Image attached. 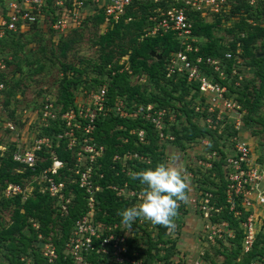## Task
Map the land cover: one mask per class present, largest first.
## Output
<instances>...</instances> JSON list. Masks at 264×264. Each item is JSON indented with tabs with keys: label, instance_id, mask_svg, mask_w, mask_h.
Here are the masks:
<instances>
[{
	"label": "built area",
	"instance_id": "1",
	"mask_svg": "<svg viewBox=\"0 0 264 264\" xmlns=\"http://www.w3.org/2000/svg\"><path fill=\"white\" fill-rule=\"evenodd\" d=\"M65 1H69V5ZM130 1L54 0L52 6L55 8L53 14L56 17L51 21L44 11L46 0H5L6 10L4 13L0 11V37L6 30L25 31L30 24L42 23L46 18L53 31L63 34L67 28L72 27V30L78 28L84 18L93 14L96 8L103 10L104 17L100 32H104L119 21ZM164 1H170L171 4L167 8L157 7L154 10L156 14L149 16L153 25L145 30L143 35L152 36L172 32L180 47L172 51L165 59L164 77L174 81L181 79L191 85L187 99L191 101L189 108L194 112L192 117L194 123L215 135L228 137L218 139L217 148L214 149L208 148L210 140L207 137L196 138L190 143L193 148L198 149L195 158L189 162L192 164L190 166L206 171L213 168L215 163L222 164L224 180L221 201L211 191L198 189V182L194 181L196 175L192 171L187 173L193 178L194 192L187 194L188 202L184 203V208L190 209L200 222L197 227L200 231L196 230L197 235L194 236L196 250L193 256L188 257L187 254L190 253L183 252L176 253L174 256L173 252L167 263H161L155 257L152 262L153 264H207L209 261L206 259V253H211L209 251L211 247L230 248L235 243L233 239L237 231H240L241 254L252 249L256 234L262 230L264 224V167L253 157L249 142L241 137V122L237 115L242 112V107L230 89L231 86H237L238 81L244 76L241 72L244 60L241 55L242 48L239 43H236L234 51L225 52L223 59L201 56L198 54L199 46L195 44L198 36L192 33V21L185 12L188 7L200 11L202 16L211 12L222 14L228 9L226 0ZM91 5L92 11L88 14L86 8ZM3 58L4 56L0 55V97L5 88L1 73L7 71ZM224 59L233 61L228 64ZM118 63L123 66L117 70L111 69V75H114L116 71L132 74L126 55L122 56ZM108 66L110 68V65ZM131 76L134 83L143 84L147 80L143 73ZM107 85L108 82L101 83L97 87L80 89L74 97L73 104L64 109L56 105L55 98L44 94L38 108L21 110L22 128L27 129V123H30L31 135L26 140L24 137L11 140L15 143L12 159L20 163L22 169L29 168L34 172L38 163L45 158L40 151L45 150L49 153L51 162L41 168L38 173L34 172L29 182L24 185L18 182H7L3 195L12 197L21 194L24 199L30 193L27 191H31L36 184L39 192L53 198L52 207L55 214L65 216L75 198L73 188L70 186L74 184L83 193L84 210L74 219L64 241L62 249L64 258L70 259L71 264H94L93 260L100 264H146L144 253L141 254L140 249H136L128 241L133 238V228L120 222H106L96 217L100 212V208L96 205V194L104 187L115 191L116 196L120 198L129 199L132 205L139 203L141 190L140 187H129L126 182L121 185L100 183L104 177L101 168L105 146L95 139L97 121L111 115L130 120L139 119L145 127L137 125L128 131L129 134L136 136V142L147 143L150 131L157 137L159 143L166 146L175 138L171 126L187 124V117L184 114L179 115L177 108L159 106L154 102L133 103L132 106H128L126 100L120 97L111 102L107 96ZM177 106H179L178 102ZM25 121L26 124H24ZM51 121L58 122L57 125L61 126L60 131L54 133L53 137L40 135V128L49 125ZM117 127L124 128L122 125ZM4 128L13 130L17 127L13 121L8 120ZM60 140H64L66 149L73 150L72 166L65 167V162L59 159L54 151V146H57ZM2 149L4 147L0 143V154ZM188 149L187 147L185 151ZM134 160L146 164L150 162L148 156L129 151L122 154L115 153L111 159L113 164L120 163V171L126 174L134 172L127 164ZM113 164L111 168H114ZM64 167L68 175L64 173L65 179H58ZM211 175L218 180L214 172ZM224 208L227 209L228 214H231V219L237 222L238 227L233 226L229 219H214ZM101 214L104 215L105 212ZM136 223L141 227L143 224H149L151 228L156 227L143 218H137ZM32 226L38 229L37 222H32ZM175 231L177 232L178 229ZM38 237H41L40 233ZM170 244L171 242L167 244L158 242L157 247ZM175 245L178 249V245ZM39 252L44 259V264H52L56 261L57 250L52 241H45L40 246ZM154 252V249L150 250V253ZM159 252L160 256L166 253L164 249H160ZM240 255L235 258V261L240 259ZM248 264H264V253L256 254Z\"/></svg>",
	"mask_w": 264,
	"mask_h": 264
},
{
	"label": "trees",
	"instance_id": "2",
	"mask_svg": "<svg viewBox=\"0 0 264 264\" xmlns=\"http://www.w3.org/2000/svg\"><path fill=\"white\" fill-rule=\"evenodd\" d=\"M54 0H46L44 11L49 16L51 21L56 17L54 15L55 8L52 6ZM5 0H0L1 12H5ZM69 5V1H65ZM227 12L210 13L213 18L211 21L205 20L200 11L186 8L187 17L192 21V33L198 36L195 42L199 46L198 54L203 57H220L224 58V53L234 51L236 43H239L242 48L243 64L248 71H253V74L258 78L259 84L256 86L250 77H244L239 81L237 86H231L230 89L235 93L234 98L245 109L243 114L244 125L251 127V134L259 135L264 138V112L258 113L259 108L264 104V0H226ZM170 1L155 2L154 0H131L126 7L124 14L119 21L108 27L104 32L98 31L103 21L102 8H96L95 12L84 18L82 24L78 28H74L71 32L78 31L85 27L90 22L94 32L91 38V44L97 46L98 61H87L92 70V74L85 75L89 71L86 67L80 66L72 62L60 61V70L62 72L59 80L58 94L56 96V105L61 106V109L67 108L73 104L75 92L77 89H89L97 87L101 83L108 82L107 96L111 102L117 97L124 98L128 106L133 103L145 104L154 102L159 106L177 108L178 114H184L187 117V124L180 123L172 125L171 129L175 135L172 145L180 150L191 148L190 143L196 138L207 137L210 140L209 149L217 148L218 139H227L228 136L215 135L213 132L205 130L203 127L192 121L194 112L189 105L190 100L187 96L190 93V86L186 81L178 79H167L164 77V62L172 51L179 49V43L172 32L156 35H143L144 31L153 25V21L149 19L150 15H155L154 11L157 7L167 8ZM53 14V16H50ZM239 15V18L228 28L226 32L231 34V39L222 41L221 37L216 36V32L220 30L223 19L231 18ZM129 18V20H125ZM38 23H32L27 29L34 31ZM49 31H53L48 27ZM24 31L6 30L0 37V55L4 56V62L7 66H11L9 72L1 73V77L5 82V88L2 90L0 102L8 109V120L13 121L16 125L22 126L19 116L16 114V106H10L16 102V88L20 87V83L24 78V68L28 67L27 74L40 72L47 69V66L38 63L36 57L29 58L24 52L25 41L21 38L25 36L27 40H33L32 37L25 34ZM67 34V35H68ZM61 36L57 40L59 55L66 56V51L71 48V45L80 39V33H73L72 36ZM161 53V58L157 59L151 55V52ZM27 53V52H26ZM127 56V61L132 74H127L123 71H116L111 75V69L117 70L123 64H119V59L122 56ZM228 64L233 60L224 59ZM92 63V64H91ZM36 64V67H35ZM110 65V68L109 66ZM86 66V65H85ZM108 66V68H107ZM242 70V69H241ZM145 74L147 80L143 84L132 82L131 75ZM18 74V76H17ZM177 102L179 106H177ZM38 104L32 105V110L38 108ZM178 115V116H179ZM58 122L51 121L49 125L40 128V135L53 137L54 133L60 131ZM117 125H122L120 129ZM140 125L145 127L144 123L128 118H119L117 116H109L97 121V129L95 139L105 146V152L102 159V171L104 177L100 180L101 184H118L124 182L131 188L140 187L137 182L130 179V174L120 171V163H112L111 159L115 153L122 154L126 151L139 152L150 158L148 164L137 160L129 161V164L134 171L142 168L153 167L158 163H166L165 144L159 143L157 137L149 131L147 143L136 142V136L129 134V129ZM259 125V127H258ZM147 127V125H146ZM7 132L10 130L5 128ZM234 133V131H233ZM124 139H126L124 141ZM264 144V142H262ZM15 149L14 142H8L6 150L0 156V264H44V259L40 255V246L45 241H52L57 250L56 261L52 264H71L70 259H65L62 253L64 241L66 240L74 219L83 212L84 200L83 193L74 184L73 188L75 198L69 206L67 215L59 216L55 214L53 206V198L46 193H41L34 184L32 191L22 199L21 194H16L12 197H5L3 189L7 182H18L24 185L25 179H29L35 172L38 173L43 167L50 164L51 159L49 153L45 150L40 151L45 158L38 163L34 172L29 168L22 171H16L21 167V164L12 159V151ZM54 151L59 159L65 162V167L72 166L74 153L73 150L65 148L64 140H60L57 146H54ZM222 153V152H221ZM223 155V154H222ZM264 164V161H260ZM114 168H111V165ZM61 170L58 179H65L64 173L68 175L67 170ZM188 170L192 171L194 181L198 182V189L211 191L219 200H223L224 180L222 164L215 163L213 168L206 171H201L199 168L188 166ZM117 172V174H116ZM216 174L218 180L212 177V173ZM188 191V190H187ZM96 205L100 208V212L96 216L106 222H120L118 212L123 208L132 206V203L127 198L116 196L115 191L104 187L96 194ZM8 211V219L1 217L2 211ZM187 209L184 208V203H179L177 211L183 215ZM226 208L218 214L214 219L224 218L229 219L230 223L238 227L236 221L231 219V214L226 212ZM105 212V214H101ZM179 216V215H178ZM32 222L38 223V229L32 226ZM157 238L149 242V248L144 251L140 248L135 240L128 241L140 249L141 254L144 253L146 264H153V258L162 259L164 263L168 262L169 256L174 252L175 242L167 239L163 241V235L166 228L161 225H156ZM58 228V230H56ZM40 233L43 237H38ZM240 231L236 232L235 242L233 246L227 248L212 246L213 255L222 254L223 259L218 261L211 255L206 253V259L210 264H248L256 254L264 253V224L262 230L256 234L252 249L241 254L239 243ZM162 240V244L171 242L170 245L157 247V243ZM154 249V253L150 250ZM160 249H164L166 253L160 256ZM241 254V255H240ZM240 255V259L235 261V258ZM94 264H100L93 260Z\"/></svg>",
	"mask_w": 264,
	"mask_h": 264
},
{
	"label": "rangeland",
	"instance_id": "3",
	"mask_svg": "<svg viewBox=\"0 0 264 264\" xmlns=\"http://www.w3.org/2000/svg\"><path fill=\"white\" fill-rule=\"evenodd\" d=\"M0 8H1V5H0ZM86 9H87L88 14H89V12L92 11L91 10L92 5L87 6ZM204 17H205V20H207V21H211L213 18V16L209 13H206L204 15ZM238 18H239V15H235V16L233 15L231 18L223 19L221 22L220 30L216 32V36L221 37L222 41H225V42L230 40L231 34L226 32L225 29L230 27ZM46 20H47V18L44 20V22L39 23V26L35 27L36 30H38V32L36 31L35 35H33L34 31H28V32H27V30L24 31V32H26L25 34L28 33L27 34V35H29L28 37L33 36V40L28 41L27 38H25V36L21 38V41L22 42L25 41V43H26L24 46L25 54H28L29 58H32L35 56L36 59L38 60V63L41 64L42 66L46 65L47 69H43L40 72L33 73L32 75H30V74L28 75L27 70H28L29 66L28 65L25 66V68H24L25 73H24L23 81L20 83V87L16 88V91H17L16 92L17 93L16 94V102H15V104H13V105L10 104V106H9V108H10L11 106L17 105V108H16L17 116L20 115L21 110L23 108H32V105L33 106H35L36 104L39 105L40 100L42 99V96L43 97L45 96L44 94H48V95H50V97H53L56 99V96L58 94L59 80H60L61 75H62V72L60 70V65H59L60 61L72 62L75 64H79L81 62V59H82L80 66H83V67H86L87 69H89L88 72L87 71L85 72V75L87 74V76H88V74L89 75L92 74V70L90 69L91 67L89 66V64H87L86 62L87 61H98L97 46H94L91 44V38H92L94 30L91 27L90 22H88V24L85 27L80 28L78 31L71 32L70 34H68L72 30V27H70L71 29L67 28L63 34H60V33H57L56 31L50 32L48 29V27H50L48 24L49 22ZM99 30H100V27H99L98 31ZM73 33H80V35H81L80 39L78 41H76L75 43H73V45H71V48H69L66 51L65 57H61L59 55V49L57 48L59 45V44H57V42H58L57 40L59 39V37H61V36L65 37L67 34H68L67 36H72ZM35 67H36V64H35ZM10 69H11V66H9L7 68V72H9ZM241 69H242L241 72H243V74H244V76L242 78L250 77L252 79L251 81H253L254 84L256 86H258L259 80L253 74L252 68H251V70L248 69V71H247L244 64H243ZM17 76H18V74H17ZM238 83H239V81H238ZM80 89L81 88L74 91L75 94H78ZM234 96H235V93H234ZM244 112H245V109L242 108V112L238 113V115H237L238 120H240V122H241V128H240L241 137L245 138V140H247L249 142V145L251 147V153H252L253 157L257 160V162L260 163L261 160L263 162L264 161V144H262V142H264V138L262 137V135L260 133H259V135L251 134V132H250L251 127L244 125V119H243ZM262 112H264V104H262L261 108H259V110H258V113H256L255 115L262 113ZM7 118H8V109L3 106L2 102H0V143L4 147V149H2V153L0 154V156L3 154L4 150H6L8 142H11L12 139L18 138V137L19 138L24 137L26 140L31 135L30 123H27V126H28L27 129L22 128L23 125L22 126L16 125V127H17L16 129H13V130H10L9 132H7L4 128V124L8 121ZM30 120H32V119H30ZM27 122H29V120H27ZM24 124H26V121L24 122ZM258 127H259V125H258ZM166 146H174V145L167 144ZM205 150H206V148H205ZM197 152H198L197 148L191 147L186 151L183 158L177 157V156H174V157L171 156L170 160L168 161V165H170V162L172 160H173L172 164H184L185 168L184 167L182 168V166H181V167H179V170H180V168H182L184 176H187L188 178H190L187 174L188 172H187L186 168L189 165H192V164H189V162H191L195 158V155ZM262 166L264 167V164H262ZM18 169H20V171L23 170L21 167ZM16 171H17V169H16ZM29 179L28 180L25 179L24 182L25 183L29 182ZM31 191H27V193H29ZM1 217H3L4 219H8L9 212L6 210L2 211ZM185 223H186V217L184 215L176 213L175 217L172 220L173 226L171 228H166V232L163 235V241L164 242L167 241V239H170L171 241H174V242L176 241V242H178V247L180 249L185 250V251H182L179 248L176 249V247H175L174 254H173L174 256L176 255V253L179 254L180 252H183L184 254L190 253V254H187V256L192 257L193 256L192 254L196 250L194 248H190V247L196 245L195 243H193V245L188 246L191 250L187 246L182 247V245H180L181 241H182V238H181L182 236H184L186 234L187 237H191V234H192V231H184L182 234L183 227H184ZM139 226L137 225L136 220L131 225V228L134 229L133 239L135 240L134 242H137V244H139L140 248H142L145 251L146 248H149L148 247L149 242L150 241L154 242V240L157 238L156 232H157L158 227L151 228V227H149L150 226L149 224H143L142 227L141 226L139 227ZM174 227H175V229H178L177 232L175 231V229L173 230ZM56 230H58V228ZM196 230H197V232L200 231L197 228L194 229L195 234H194V232H193V234L195 237L197 235ZM42 237L43 236L41 235L40 238H42ZM160 242H162V240H160ZM209 251H211V253H208V254L211 255L214 259H216L218 261L222 260L223 256L213 255L212 249H210ZM160 261H161V263L164 262V260H162V259H160ZM207 264H210V263L207 262Z\"/></svg>",
	"mask_w": 264,
	"mask_h": 264
},
{
	"label": "clouds",
	"instance_id": "4",
	"mask_svg": "<svg viewBox=\"0 0 264 264\" xmlns=\"http://www.w3.org/2000/svg\"><path fill=\"white\" fill-rule=\"evenodd\" d=\"M140 186L139 203L118 212L120 223L131 227L137 218L171 228L179 203H187V180L176 167L161 162L130 174Z\"/></svg>",
	"mask_w": 264,
	"mask_h": 264
},
{
	"label": "crops",
	"instance_id": "5",
	"mask_svg": "<svg viewBox=\"0 0 264 264\" xmlns=\"http://www.w3.org/2000/svg\"><path fill=\"white\" fill-rule=\"evenodd\" d=\"M1 10V8H0ZM166 151H165V154H166V163L168 164V161L170 160V157H174V156H177V157H181L183 158V156L185 155L186 151L185 150H180L178 149L177 147L175 146H167L166 148ZM173 161V160H172ZM172 161L170 162V165L172 167H176L177 169H179V167L182 166V168L184 167V164H172ZM169 165V166H170ZM189 165V164H188ZM190 166V165H189ZM180 168V171L182 172L183 174V169ZM185 168V167H184ZM182 169V170H181ZM187 169V172H189L188 170V167L186 168ZM184 175V174H183ZM186 177V180H187V194H192L194 192V184H193V178L190 177L188 178L187 176ZM185 217H186V223L184 224V227H183V231H182V234L184 231H192V234H191V237H187L186 234L184 236H182V241H181V244L182 247H188L189 245H193V243L196 244L195 242V237H194V229H196L198 226H199V219L198 217L190 210V209H187L186 212H184L183 214ZM188 221V222H187ZM175 244L178 245V242H175ZM179 245V246H180ZM196 245L190 247V248H194ZM189 248V247H188ZM189 248V249H190Z\"/></svg>",
	"mask_w": 264,
	"mask_h": 264
},
{
	"label": "water",
	"instance_id": "6",
	"mask_svg": "<svg viewBox=\"0 0 264 264\" xmlns=\"http://www.w3.org/2000/svg\"><path fill=\"white\" fill-rule=\"evenodd\" d=\"M151 55L154 56V57H156L157 59H160L161 58V53H157V52L152 51L151 52Z\"/></svg>",
	"mask_w": 264,
	"mask_h": 264
}]
</instances>
